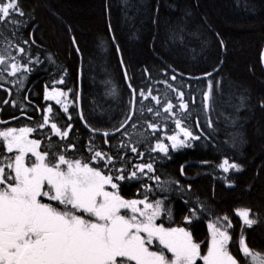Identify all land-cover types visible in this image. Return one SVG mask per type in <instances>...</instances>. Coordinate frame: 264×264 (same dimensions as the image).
Returning <instances> with one entry per match:
<instances>
[{"label": "trees", "instance_id": "obj_1", "mask_svg": "<svg viewBox=\"0 0 264 264\" xmlns=\"http://www.w3.org/2000/svg\"><path fill=\"white\" fill-rule=\"evenodd\" d=\"M20 3L26 15L18 18L22 21L16 33L18 39L11 36V25H0V32L25 48L23 57L14 48L9 49L22 64H27L29 55L33 60L38 57L40 63L29 65L32 70L26 74L19 94L18 86L12 83L17 77H6L4 88L10 89L11 96L0 89V121L8 123L0 124V129L34 127L40 122L43 109L52 106L61 117L56 121L59 126L73 125L68 141L76 144L75 155L86 158L93 134L77 113L82 111L92 128L115 132V126L131 113L132 96L128 88L131 83L137 89L133 121L151 137L149 143L154 146L157 138L179 130L169 120L167 129L161 123L162 130L152 137V130L147 129L144 121L157 122L147 112V107L155 105L150 98L144 100L145 111L141 116L139 90L147 92L151 87L153 95H157L159 89L163 98L165 85L156 82L167 80L184 92L183 99L189 105L182 118L183 126L201 138L191 141V147L179 150L169 147L170 158L159 152L149 153L144 144L138 146L145 152L143 161L129 152L134 162L151 159L155 174L162 181H178L161 191L154 181L143 179V183L153 187L149 200H164L165 206L172 210L171 221L167 216L162 218L165 226L187 227L196 242H203L202 247L210 239L208 219L228 215L235 229L233 241H237L240 221L235 210L251 209L257 223L252 228L245 227L246 242L253 250L264 253V107L261 106L264 0H20ZM221 39L223 46L219 43ZM23 40H28V44H23ZM4 47L0 38V51ZM125 70L130 79H125ZM205 72L213 74L205 78ZM173 74L177 77L175 81L170 79ZM61 77L64 83L54 85ZM209 80L214 85L213 100L211 107L205 109L203 93ZM46 85L49 91L53 86L65 92L72 89L68 96L72 121L67 120L55 101L44 100ZM168 95L173 104L178 103L175 92L168 90ZM5 99L9 104L3 103ZM12 100L17 101V107H12ZM21 102L25 105L23 113ZM127 130L132 132L130 127ZM42 131L51 135L50 128ZM30 138L47 143L39 132H33ZM121 140L127 143L121 132L110 136L108 144L100 134L94 136L95 146L113 155L117 154ZM163 142L170 145L167 139ZM224 159L239 164L241 170L223 172L219 165ZM142 192L141 182H122L121 194L126 199L142 198L139 195ZM201 204L211 211V216L186 224L184 217L189 215V209L195 208L199 214ZM230 250L236 255L237 248L232 244Z\"/></svg>", "mask_w": 264, "mask_h": 264}, {"label": "snow or ice", "instance_id": "obj_2", "mask_svg": "<svg viewBox=\"0 0 264 264\" xmlns=\"http://www.w3.org/2000/svg\"><path fill=\"white\" fill-rule=\"evenodd\" d=\"M25 15L20 0H0V25H11L9 31L12 38L18 39L16 33L22 26L18 18ZM0 38L5 44L4 50L0 51V89L11 96L10 89L4 88V82H7L6 77H17L12 83L18 86L19 94L26 74L32 70L29 65L38 64L40 60L38 57L33 60L29 55L27 64H22L9 49L14 48L23 57L25 48L14 44L13 39L3 32H0ZM22 43L27 45L28 40ZM219 43L224 45L222 39ZM144 71L147 73L148 70ZM213 71L218 69L213 68ZM18 73L21 74L19 77ZM212 74L205 72V78ZM124 77L130 79L127 70ZM176 78L175 74L170 77L172 81ZM53 83L63 84L64 79L61 77ZM156 83L165 85L163 98L159 89L158 94L153 95L151 87L147 92L141 88L140 115H144V100L150 98L155 107H147V112L157 122L145 120L144 123L147 129L152 130L151 136L162 130L161 123L166 130L169 120L179 131L157 138L154 146L149 143L151 137L141 132L133 121L137 89L131 83L128 84L132 96L129 101L131 113L115 126V132H121L127 143L124 140L119 142L116 155L98 149L94 144L96 134H100L104 143L108 144V138L115 132L92 128L82 111L77 113L79 120L93 134L86 158L75 155L76 144L68 141L73 125L66 123L63 127L59 126L56 121L61 117L52 106L43 109L40 122L34 127L0 129V264H264V253L253 250L246 242L245 227L252 228L257 223L251 216V209L235 210L240 221L237 241H233L232 232L235 229L228 215L208 219L210 239L202 247L203 242H196L187 227L165 226L162 218L167 216L171 221L172 210L165 206L164 200H149L153 187L143 183V179L154 181L161 191L168 190L178 181H162L161 176L155 174L151 159L134 162L129 152L143 161L145 152L140 151L138 146L144 144L149 153L159 152L170 158L169 147L172 150L191 147V141L201 138L183 126L182 118L189 107L183 99L184 92L178 91L167 80ZM213 87V81L209 80L207 91L203 93L205 109L211 107ZM216 87H219V81ZM168 90L176 93L177 104L169 98ZM71 92L72 89L65 92L55 86L49 91L47 85L44 91V100H53L60 105L68 121L73 119L68 102ZM24 99L27 100V97ZM3 103L9 104V100L5 99ZM11 105L17 107V101L12 100ZM261 106L264 107V103ZM20 110L22 113L25 111L23 102L20 103ZM5 123L8 122L0 121V124ZM211 124L209 120L208 126L211 127ZM196 126L199 127L198 121ZM129 127L131 133L127 130ZM46 128H50L51 135L42 131ZM33 132L46 137L47 143L40 138H30ZM53 136L59 139L53 141ZM164 139L170 141V145L164 143ZM117 164L120 166L117 167ZM219 167L225 173L230 169L241 170L239 164L230 163L228 159H224ZM180 172L184 174L183 165ZM133 180L141 182L143 192L139 195L142 198L126 199L121 194L122 182ZM209 216L211 211L201 204L199 214L197 209L190 208L184 221L191 224L193 220ZM230 244L237 248L236 255L230 250Z\"/></svg>", "mask_w": 264, "mask_h": 264}, {"label": "water", "instance_id": "obj_3", "mask_svg": "<svg viewBox=\"0 0 264 264\" xmlns=\"http://www.w3.org/2000/svg\"><path fill=\"white\" fill-rule=\"evenodd\" d=\"M261 65H262V68L264 70V48H263V51H262V54H261Z\"/></svg>", "mask_w": 264, "mask_h": 264}, {"label": "bare ground", "instance_id": "obj_4", "mask_svg": "<svg viewBox=\"0 0 264 264\" xmlns=\"http://www.w3.org/2000/svg\"><path fill=\"white\" fill-rule=\"evenodd\" d=\"M264 48V47H263ZM262 51H263V49H262ZM261 54H262V52H261Z\"/></svg>", "mask_w": 264, "mask_h": 264}]
</instances>
